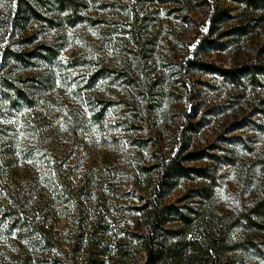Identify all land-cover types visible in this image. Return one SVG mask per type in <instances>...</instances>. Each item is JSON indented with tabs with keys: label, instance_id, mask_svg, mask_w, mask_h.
I'll use <instances>...</instances> for the list:
<instances>
[{
	"label": "rangeland",
	"instance_id": "obj_1",
	"mask_svg": "<svg viewBox=\"0 0 264 264\" xmlns=\"http://www.w3.org/2000/svg\"><path fill=\"white\" fill-rule=\"evenodd\" d=\"M201 2L0 0V63L17 88L8 96L21 88L30 97L10 105L12 98L0 99V144L13 182L20 183L19 174L49 182L56 206L51 217L66 237L72 200L106 198L111 233L105 244L110 251L123 240L136 258L128 264H146L140 208L173 147L184 144V156L199 158L190 168L217 171L215 203L225 216L250 204L249 182L264 176V88L243 93L219 71L245 57L226 37L240 22L239 4L226 1L230 12L210 30ZM263 44L264 28L253 49ZM59 166L67 176L64 192L56 174L43 173ZM170 184L164 198L172 232L179 229V214L198 207L200 179L191 172ZM196 224L178 245V264H196L200 256ZM162 236L166 247L179 238L175 232ZM9 238L0 230V247ZM237 255L238 264H264V245Z\"/></svg>",
	"mask_w": 264,
	"mask_h": 264
},
{
	"label": "trees",
	"instance_id": "obj_2",
	"mask_svg": "<svg viewBox=\"0 0 264 264\" xmlns=\"http://www.w3.org/2000/svg\"><path fill=\"white\" fill-rule=\"evenodd\" d=\"M18 1L20 4L23 0ZM226 1L229 0H202L199 5L208 11L205 24L209 25L210 30L222 24L230 12L223 8ZM231 1L239 4L240 8L236 11L241 13L238 17L240 22L226 37H231V42L245 57L241 60V65L235 61L230 68H219V71L233 87L241 88L246 93L250 87L264 88V44L253 49L254 41L264 28V0ZM72 4L76 7V3ZM20 17L26 19L24 14ZM206 39L208 38L204 39L205 42ZM133 40L137 47L143 49L138 32H134ZM202 46H207V43ZM3 59H9L8 55ZM199 63L207 64L205 61ZM211 65L216 71L217 66ZM4 70L5 62L2 61L0 99L17 90L12 88L11 78ZM19 89L14 97L8 96L9 99L12 98L6 100L8 105L25 103L30 99L25 90ZM245 95L241 94L242 99ZM36 125L38 126L37 123ZM35 132L39 133L38 130ZM2 149L0 144V230L11 238L1 244L0 264H128L136 259L131 251L123 247V240L114 243L113 250H107L105 243L106 237L111 233V216L105 212L108 209L106 198L97 203L81 197L72 200L70 204L74 216L69 220V237L63 236L51 217L56 206L46 189L49 182L46 179L42 181L37 175L26 181L25 176L19 174L20 183L15 185L9 155ZM185 149L184 144L179 148H172L163 165L158 186L148 193L149 200L140 208L145 210L143 216L146 219L145 234L140 244L146 264L180 263L181 250L178 245L195 222L201 234V253L195 260L196 264H238V252L264 245V176L257 182H249L254 191L250 204L236 214L225 216L215 203L217 171L187 166L199 158H191L195 157L194 153L184 156ZM191 172H196L200 179L197 190L198 207L179 214V229L172 231L178 235V242L166 247L162 241V233L172 232L167 228L169 207L165 204V191L171 185L170 181L190 177ZM43 173L47 176L56 174L60 190H66L64 179L67 180V176L63 166ZM95 207L97 210H93Z\"/></svg>",
	"mask_w": 264,
	"mask_h": 264
}]
</instances>
